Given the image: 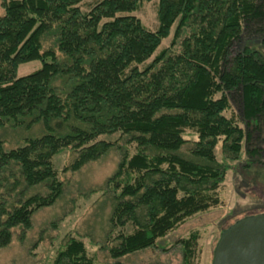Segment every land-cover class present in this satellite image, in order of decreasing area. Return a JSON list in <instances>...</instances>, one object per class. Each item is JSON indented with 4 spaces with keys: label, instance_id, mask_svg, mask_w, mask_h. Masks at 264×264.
I'll return each instance as SVG.
<instances>
[{
    "label": "trees",
    "instance_id": "1",
    "mask_svg": "<svg viewBox=\"0 0 264 264\" xmlns=\"http://www.w3.org/2000/svg\"><path fill=\"white\" fill-rule=\"evenodd\" d=\"M145 1L153 0H103L86 14L83 0L4 3L0 129L42 124L45 134L7 152L0 143V249L17 229L24 242L34 215L62 198L64 184L52 160L67 149L77 153L66 168L73 173L113 149L122 154L106 182L113 195L110 225L131 223L135 230L109 250L116 260L155 248L217 203L228 162L239 160L251 136L224 116L230 97L239 99L252 132L264 117V57L249 47L235 50L245 25L264 24V0H159L156 31L131 16ZM175 25L171 47L147 64ZM261 36L264 46V31ZM48 38L53 48L44 51ZM36 61L39 70L17 76ZM187 130L198 135L189 159L181 153L190 144ZM119 133L124 146L136 144L134 155L120 141L99 140ZM220 141L222 163L215 155ZM37 187L46 195L27 196ZM197 241L196 234L180 241L186 264ZM54 264L94 262L81 240L69 238Z\"/></svg>",
    "mask_w": 264,
    "mask_h": 264
},
{
    "label": "rangeland",
    "instance_id": "2",
    "mask_svg": "<svg viewBox=\"0 0 264 264\" xmlns=\"http://www.w3.org/2000/svg\"><path fill=\"white\" fill-rule=\"evenodd\" d=\"M9 1L11 0H0V17L5 13L4 3ZM101 1L103 0H83L81 11L86 14ZM158 4L159 0L145 1L131 16L139 19L148 30L156 31L159 25ZM175 31L176 25L147 64L171 47ZM263 31L264 24L261 22L245 25L235 50L240 52L249 47L264 57V46L261 43ZM50 48H53V42L48 38L44 41V51ZM58 55L59 59H63L59 53ZM41 67L42 64L37 61L25 64L19 68L17 76H28ZM143 68L144 66H140V69ZM56 85L60 86L61 82L58 81ZM224 116L232 119L251 136L242 143L239 160L228 162L229 169L224 181L215 192L217 203L208 210L186 219L165 238L158 240L155 248L119 260L110 256L109 250L119 243V236L130 235L135 230L131 223L115 229L110 225L113 195L106 190V182L117 172L122 154L113 149L107 156L73 173L67 172L66 168L77 158V153L67 149L55 155L52 160L58 178L64 184L62 198L54 206L40 210L34 215L33 227L24 242L19 240L20 229L15 230L12 243L0 249V264H54L69 238L79 239L85 244L87 254L94 264H186L180 241L187 240L194 234L198 235V241L191 264H211L213 251L223 230L246 216L264 213V117L260 120V128L252 132L255 127H247L240 101L233 96L230 97V108ZM43 134L45 129L42 124L34 125L30 129L6 125L0 129L1 149L7 152L19 148L27 139L41 137ZM184 138L190 141V144L185 146L181 153L189 159L191 143L198 141V135L192 130H187ZM99 140L110 143L120 141V145L124 146L120 133L102 136ZM222 144L220 141L215 150L216 161L219 163L224 162ZM124 147L130 155L137 152L136 144ZM123 179L124 176L119 182ZM46 193L45 188L37 187L29 190L27 196ZM111 230L112 241L108 242L107 236Z\"/></svg>",
    "mask_w": 264,
    "mask_h": 264
},
{
    "label": "water",
    "instance_id": "3",
    "mask_svg": "<svg viewBox=\"0 0 264 264\" xmlns=\"http://www.w3.org/2000/svg\"><path fill=\"white\" fill-rule=\"evenodd\" d=\"M211 264H264V213L246 216L223 230Z\"/></svg>",
    "mask_w": 264,
    "mask_h": 264
}]
</instances>
